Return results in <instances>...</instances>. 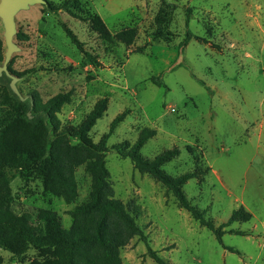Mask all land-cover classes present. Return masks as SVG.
I'll use <instances>...</instances> for the list:
<instances>
[{
    "label": "rangeland",
    "instance_id": "1",
    "mask_svg": "<svg viewBox=\"0 0 264 264\" xmlns=\"http://www.w3.org/2000/svg\"><path fill=\"white\" fill-rule=\"evenodd\" d=\"M47 1L54 7L76 1L82 15H98L112 34L133 28L136 38L129 47L105 42L86 21L35 5L15 18L17 33L24 38H15L20 50L11 59V69L19 74L22 95L36 92L45 102L71 91L70 103L57 114L63 125L71 126L106 97V110L87 135L95 143L118 114L127 112L106 142L108 182L115 198L139 207L137 224L147 245L169 264H264V0ZM161 8L165 21L158 25L155 18ZM66 28L97 57L100 67L88 63ZM187 31L193 37L183 58L196 78L183 67L171 69ZM1 33L0 28V38ZM161 74L165 87L151 82ZM8 82L0 79V128L13 104L21 105L25 114L30 105L11 95ZM32 115L34 121L38 116ZM144 128L155 135L141 148L143 157L177 148L179 154L162 169L173 177L201 173L183 190L206 218L224 224L243 206L250 221L224 227L219 244L165 187L120 155ZM6 172L11 178V210L27 215L35 227L38 211L46 209L68 228L67 212L89 193L90 179L83 166L75 171L78 196L71 204L44 192L31 169L7 167ZM0 255L3 264H30L49 256L34 249L21 257L2 250ZM120 255L122 264H156L137 237Z\"/></svg>",
    "mask_w": 264,
    "mask_h": 264
},
{
    "label": "trees",
    "instance_id": "2",
    "mask_svg": "<svg viewBox=\"0 0 264 264\" xmlns=\"http://www.w3.org/2000/svg\"><path fill=\"white\" fill-rule=\"evenodd\" d=\"M48 6L86 21L91 31L105 42L117 41L129 47L135 41V29L126 28L112 34L98 15H82L76 1L64 2L57 7L48 2ZM163 11L161 8L155 18L158 25L165 21ZM189 19L188 14L186 26ZM65 31L88 63L94 68L100 67L97 57L85 50L84 44L72 31L68 28ZM192 37L187 31L185 39L179 44L177 61L171 69L183 67L191 77L196 78L183 58V49ZM23 38L22 33H17V40ZM3 53V41L0 38V63ZM8 68L13 74L19 75L11 69V61ZM198 81L206 87L203 81ZM151 82L165 87L162 74L152 77ZM206 89L209 90L208 87ZM30 95L34 100L32 112L38 117L28 121L23 107L13 104L0 128V250L13 257H21L31 249L48 252V258L30 264H122L121 249L137 237L146 243L147 253L156 264H169L147 245L146 237L137 224L141 213L139 207L132 202L124 204L115 198L108 182L106 142L127 112L118 114L110 123L108 132L95 143L87 135L105 112L108 103L106 97L98 99L78 125L71 126L63 125L57 117L62 107L70 103L71 91L60 92L45 102L36 92ZM154 135V130L142 129L135 143L125 152H120V155L129 159L139 173L147 174L165 187L178 206L201 227L212 232L222 245L221 239L226 233L224 227L232 223H246L250 221L251 214L240 206L232 211L224 224L215 225L212 219L206 218L203 211L191 204L183 190L189 180L198 178L201 173L192 171L173 177L162 169L165 163L179 154L177 148L165 150L151 159L140 154L141 148ZM82 166L90 179L89 193L84 202L67 212L71 218L68 228L62 226L58 215L51 210L38 211L36 218L39 224L36 227L27 215H16L11 210V178L6 172L7 167L18 171L31 169L41 180L44 192L62 199L65 204H71L78 196L75 171ZM0 264H3L1 255Z\"/></svg>",
    "mask_w": 264,
    "mask_h": 264
},
{
    "label": "water",
    "instance_id": "3",
    "mask_svg": "<svg viewBox=\"0 0 264 264\" xmlns=\"http://www.w3.org/2000/svg\"><path fill=\"white\" fill-rule=\"evenodd\" d=\"M35 5H43L48 8L47 0H0V28L2 30L1 39L3 41L4 53L3 61L0 63V79L8 78V89L11 95L15 96L20 103L29 100V110L26 114V119L32 121V109L34 100L31 95L23 96L17 87V82L20 79L18 75L10 72L8 66L16 52H19V47L15 43L17 35L16 16L25 11H29Z\"/></svg>",
    "mask_w": 264,
    "mask_h": 264
}]
</instances>
